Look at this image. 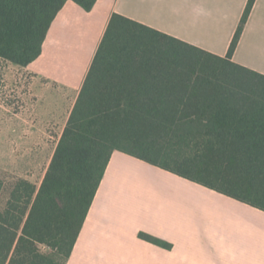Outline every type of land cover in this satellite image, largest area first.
Returning <instances> with one entry per match:
<instances>
[{
  "label": "trees",
  "instance_id": "trees-1",
  "mask_svg": "<svg viewBox=\"0 0 264 264\" xmlns=\"http://www.w3.org/2000/svg\"><path fill=\"white\" fill-rule=\"evenodd\" d=\"M67 1L0 0V59L39 58ZM255 1L225 58L111 16L40 187L0 178V264H67L115 151L264 211V75L232 61Z\"/></svg>",
  "mask_w": 264,
  "mask_h": 264
},
{
  "label": "crops",
  "instance_id": "crops-1",
  "mask_svg": "<svg viewBox=\"0 0 264 264\" xmlns=\"http://www.w3.org/2000/svg\"><path fill=\"white\" fill-rule=\"evenodd\" d=\"M248 2L97 0L86 12L67 1L39 58L0 59V152L14 143L0 171L46 173L113 14L225 58ZM232 61L264 75V0ZM67 264H264V211L115 151Z\"/></svg>",
  "mask_w": 264,
  "mask_h": 264
},
{
  "label": "rangeland",
  "instance_id": "rangeland-1",
  "mask_svg": "<svg viewBox=\"0 0 264 264\" xmlns=\"http://www.w3.org/2000/svg\"><path fill=\"white\" fill-rule=\"evenodd\" d=\"M7 64H2L0 63V68H6ZM14 143H12L10 146L5 145V148L2 149V151L0 153L8 152V150H10L11 146L12 148ZM44 170H39V171H31V172H22V173H15V172H8V171H0V178L4 179L5 181H8V183H12L13 178L16 177H24L28 180H30L31 182L35 183L38 187H40L43 176H44Z\"/></svg>",
  "mask_w": 264,
  "mask_h": 264
}]
</instances>
